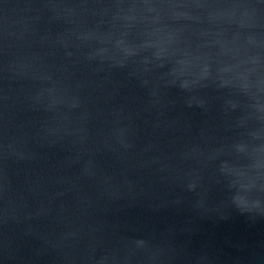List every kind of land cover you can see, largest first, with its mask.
I'll return each instance as SVG.
<instances>
[{
	"label": "water",
	"instance_id": "95a60500",
	"mask_svg": "<svg viewBox=\"0 0 264 264\" xmlns=\"http://www.w3.org/2000/svg\"><path fill=\"white\" fill-rule=\"evenodd\" d=\"M0 264H264V0H0Z\"/></svg>",
	"mask_w": 264,
	"mask_h": 264
}]
</instances>
